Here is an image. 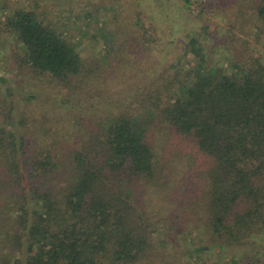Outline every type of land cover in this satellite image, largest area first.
<instances>
[{
    "label": "trees",
    "instance_id": "16d2710c",
    "mask_svg": "<svg viewBox=\"0 0 264 264\" xmlns=\"http://www.w3.org/2000/svg\"><path fill=\"white\" fill-rule=\"evenodd\" d=\"M237 3L226 34L264 39V0ZM7 7L0 0V32L16 47L7 70L59 103L18 112L15 93L0 94V264H218L217 252L224 264H264V56L234 60L231 74L202 58L101 109L109 84L132 78L129 57L105 66L34 11ZM143 39L140 72L154 60V37Z\"/></svg>",
    "mask_w": 264,
    "mask_h": 264
},
{
    "label": "rangeland",
    "instance_id": "374dc122",
    "mask_svg": "<svg viewBox=\"0 0 264 264\" xmlns=\"http://www.w3.org/2000/svg\"><path fill=\"white\" fill-rule=\"evenodd\" d=\"M4 1L8 10L23 8L34 11L43 23L69 40L86 58H96L107 66L112 56L123 55L121 58L124 59L129 57L130 61L125 60L121 67L124 66L123 72L132 78L116 86L110 83L111 89L103 98L105 103L99 106L101 109L133 102L140 90L159 76L165 77L169 72L174 74L181 68L183 72L185 69H193L202 58L210 61L217 69L223 67V71L231 74L237 71L234 60L247 58L251 54L264 56L263 38L256 41L238 28H234L233 33L237 35L231 34L232 37H229L226 34L230 22L236 20L239 8L237 0H222L223 4L205 0L204 10L192 6L191 11L182 9L181 0ZM0 34V94L5 95L12 90L16 95L18 112L27 105L41 108L44 102L50 105L59 103L56 93L37 85L20 72L7 70V58L14 55L16 47L13 36L2 32ZM149 36L154 37V41H151L154 60L150 69L140 72L141 67H149V64L146 66L147 59H143V50L135 47L142 46V37L146 40ZM192 36L197 38L195 45L189 43ZM119 44H123L125 50L115 52L114 48L117 50ZM128 62L131 65L125 66ZM133 70L140 73L135 79ZM30 95H36V100L30 99ZM167 216L170 217L169 214ZM153 220L157 222L161 218ZM165 234L169 235V229L165 230ZM180 234L183 237L185 235ZM184 240H177V245L181 250L187 248V251H191L190 240L185 243ZM218 253H215L216 257L211 255L210 258L215 261L218 259V264L229 261L228 255Z\"/></svg>",
    "mask_w": 264,
    "mask_h": 264
}]
</instances>
